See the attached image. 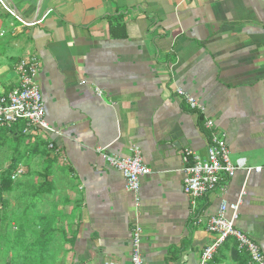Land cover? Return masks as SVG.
Instances as JSON below:
<instances>
[{"label":"crops","instance_id":"0c3cea01","mask_svg":"<svg viewBox=\"0 0 264 264\" xmlns=\"http://www.w3.org/2000/svg\"><path fill=\"white\" fill-rule=\"evenodd\" d=\"M12 2L29 24L0 2V97L17 86L19 61L37 56L54 133L25 136L60 151L48 150L51 181L66 183L63 225L75 229L58 252L62 264H131L136 224L144 264H199L213 241L207 221L244 188L236 226L264 253V0ZM177 88L226 133L234 163L263 169L239 171L224 193L202 201L199 226L183 191V151L205 158L209 139ZM133 145L152 170L141 179L139 210L121 174L97 153L124 157Z\"/></svg>","mask_w":264,"mask_h":264},{"label":"built area","instance_id":"2783aa9c","mask_svg":"<svg viewBox=\"0 0 264 264\" xmlns=\"http://www.w3.org/2000/svg\"><path fill=\"white\" fill-rule=\"evenodd\" d=\"M0 2L5 8L2 0ZM15 74L17 86L0 97V128L12 130L16 125H24L23 135H29L33 132L54 133L45 119L46 108L39 83V58L33 55L20 60L16 65ZM97 93L100 96L103 94L100 90H97ZM175 93L190 112L204 120V128L209 139L205 158L191 149L183 151L185 163L183 191L190 198L191 224L199 226L204 222L203 211L200 207L202 201L215 192L224 193L229 181L239 171L244 170L248 175H251L253 171L261 173L263 169L261 167L256 169L249 167L243 158L234 163L227 144L226 133L217 129L216 121L207 116L205 106L181 88H177ZM53 148L54 146L51 144L50 149ZM97 153L107 165L121 174L128 191L134 197L135 208L139 210L141 179L152 173L144 160L141 148L133 145L130 148V154L124 157L110 154L107 149L103 148L97 149ZM23 174L24 169L21 166L13 178ZM245 194L244 188L238 201L231 205L223 201L218 214L207 221L206 231L213 236V241L204 248L199 264H211L218 252L231 239L236 242L239 253H245L249 256L251 264H264V253L261 247L236 226ZM2 196L4 197V195ZM229 209L232 215L227 218L226 214ZM1 210H3L2 204H0ZM143 235L141 226L139 224L134 225L131 264H144L141 248Z\"/></svg>","mask_w":264,"mask_h":264},{"label":"rangeland","instance_id":"374dc122","mask_svg":"<svg viewBox=\"0 0 264 264\" xmlns=\"http://www.w3.org/2000/svg\"><path fill=\"white\" fill-rule=\"evenodd\" d=\"M4 132L0 129V184L8 187L4 197L9 201L7 209L0 211V264H60L58 252L75 234L74 228L63 225L67 216L66 183L54 181L42 192L41 186L49 176L51 180L54 169L44 142L37 136H8ZM18 166H22L24 174L12 178ZM77 209L73 197V219L78 216ZM211 264L251 262L247 254L236 253L231 243L218 252Z\"/></svg>","mask_w":264,"mask_h":264},{"label":"trees","instance_id":"16d2710c","mask_svg":"<svg viewBox=\"0 0 264 264\" xmlns=\"http://www.w3.org/2000/svg\"><path fill=\"white\" fill-rule=\"evenodd\" d=\"M114 31H112V33H113ZM116 35V34H115ZM121 35H119V36H116V37H120ZM125 35H124V33H123V37H124ZM17 127H21V130H19ZM17 128V129H16ZM0 129H2V128H0ZM2 130H4V131H8V132H11L14 136H25V135H23V130H24V125H16L12 130H8V129H2ZM20 132V133H19ZM52 143H50L49 145H48V150L49 151H54L55 150V146H54V148L53 149H50V145H51ZM56 152H60V151H58L57 149L55 150ZM54 162H55V160H54ZM20 166V165H19ZM19 166L17 167V169H16V171L13 173V175H15V173L17 172V170L19 169ZM13 175H12V178H13ZM48 175H50V174H48ZM50 177L51 176H49V179L47 178V180H46V183L45 184H43L42 186H41V191L42 192H46L49 188H50V186L53 184L52 183V181L50 180ZM9 191V189H8V187H6L4 184L3 185H1V188H0V204H2V206H3V209L5 210V209H7V207H8V199L7 198H5V197H3L2 195H4V193L5 192H7V191ZM231 243H233V245H234V247L236 248V253H238V251H237V244H236V242L233 240V239H231V240H229L224 246H223V248H226V247H229L230 245H231ZM222 248V249H223Z\"/></svg>","mask_w":264,"mask_h":264},{"label":"water","instance_id":"95a60500","mask_svg":"<svg viewBox=\"0 0 264 264\" xmlns=\"http://www.w3.org/2000/svg\"><path fill=\"white\" fill-rule=\"evenodd\" d=\"M40 1H45V0H40ZM5 8L12 13L13 15H15L17 18L22 19L18 13L17 8L15 7V5L13 4L12 0H2ZM22 21H24L25 23H27V21H25L24 19H22ZM29 24V23H27Z\"/></svg>","mask_w":264,"mask_h":264}]
</instances>
